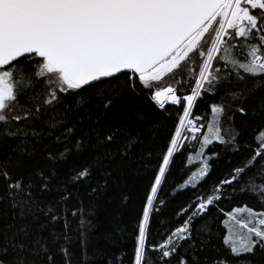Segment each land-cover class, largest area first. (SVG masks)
<instances>
[{"label":"snow or ice","instance_id":"6c2138e0","mask_svg":"<svg viewBox=\"0 0 264 264\" xmlns=\"http://www.w3.org/2000/svg\"><path fill=\"white\" fill-rule=\"evenodd\" d=\"M248 79L264 83V0H0V264H56L57 253L70 264L67 234L48 231L61 219L60 202L73 187L105 191L127 171H144L156 156L153 117L170 105L182 115L150 178L133 264H264V99L246 107L254 88L231 93L239 101L233 116L253 121L251 141L235 128L225 138L226 109L210 103L191 186L209 175L205 149L213 142L238 162L179 210L183 219L163 239L149 242L153 213L162 210L158 191L189 138L182 132L197 140L204 128L193 117L197 100ZM49 194L60 199L43 202ZM244 194L261 209L220 207ZM125 235L119 223L109 234L114 245ZM104 264H124V254L112 252Z\"/></svg>","mask_w":264,"mask_h":264},{"label":"trees","instance_id":"16d2710c","mask_svg":"<svg viewBox=\"0 0 264 264\" xmlns=\"http://www.w3.org/2000/svg\"><path fill=\"white\" fill-rule=\"evenodd\" d=\"M239 88L255 89L248 96L246 107L253 110L257 109L261 100L264 99V83L256 86L252 79H248L246 82L225 83L215 96L205 95L197 100L193 109V117H200L201 119H198L196 123L197 125H204V128L197 134V140L187 139L184 143L181 141L184 145L183 148L174 154L173 163L170 165L169 171L166 172L165 180L158 191V198L161 203L157 204V207L162 210L159 213H153L152 234L149 237V242H159L163 239L166 234V226L174 228L183 219L182 215H177L179 210L194 202L198 193L208 194L211 191V185L227 174L230 167L229 161L238 162V154L232 152L226 145L213 142L205 149L206 157H211L209 175L200 181L196 187L191 186V183H195L192 181V177L202 167L198 152L201 138L205 133V123L212 116L210 103L223 105L226 109L227 115L221 118L222 123L220 125L221 134L225 138H228L230 129L235 128L240 131L239 139L241 141H251L253 121L246 122L238 114L233 116L235 106L239 101H234L231 93ZM184 91H187V86ZM169 108L170 111L163 113L157 110L153 117L157 124L156 137L155 142L149 147L156 153V156L150 158V163L144 171L140 173H136L134 170L127 171L119 184L109 185L105 191L90 193L87 185L79 188L73 187L70 198L60 202L57 211L60 212L61 219L49 224L48 231L67 234L70 264H104L106 255L112 252L123 253L124 264H133L134 234L145 198L150 193V178L153 172L157 170L160 151L170 137L174 136L179 117L182 115L178 106L170 105ZM186 133L189 135L190 132ZM4 151L5 148L0 147V159H3ZM35 162L42 163V157L39 153ZM185 185L189 186L185 187ZM4 188V181L0 180V192H3ZM122 197H127L126 203ZM59 199L58 194H49L43 198V202L49 200L55 202ZM244 204L257 210L262 207L254 196L248 194L237 195L232 199L224 200L220 207L229 211L235 207H243ZM4 207L5 205H0V213ZM74 211L77 213L75 216L72 215ZM117 216H119V220ZM65 222L67 227H65ZM117 223L122 225L126 235L122 242L114 245L109 234L113 232V225ZM216 224L221 231H224L219 220L216 221ZM157 232L160 234L156 235ZM61 242H64L63 239ZM56 264H64V257L59 253L56 255Z\"/></svg>","mask_w":264,"mask_h":264},{"label":"rangeland","instance_id":"374dc122","mask_svg":"<svg viewBox=\"0 0 264 264\" xmlns=\"http://www.w3.org/2000/svg\"><path fill=\"white\" fill-rule=\"evenodd\" d=\"M197 63H199L198 60H197ZM193 87H194V85H193ZM212 120H213V116H211V118L209 119V121H208L207 123H205V133L203 134V136L207 134V127H208L209 123H210ZM220 127H221V126H220ZM186 132H187V131L182 132V135H187V136L189 137L188 139H191V138H190V137H191V133H189V135H188V133H186ZM203 136H202V138H203ZM202 138H201V140H202ZM182 141H183V140H182ZM193 141H195V140H193ZM238 216H239V218H241V219H246V218H247V214H246V213L238 214Z\"/></svg>","mask_w":264,"mask_h":264},{"label":"water","instance_id":"95a60500","mask_svg":"<svg viewBox=\"0 0 264 264\" xmlns=\"http://www.w3.org/2000/svg\"><path fill=\"white\" fill-rule=\"evenodd\" d=\"M186 140H183V143L185 142Z\"/></svg>","mask_w":264,"mask_h":264}]
</instances>
